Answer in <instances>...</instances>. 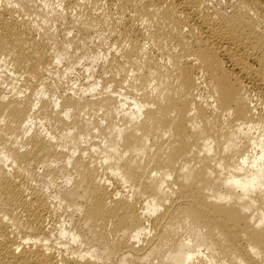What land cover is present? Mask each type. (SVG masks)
<instances>
[{"label":"bare ground","instance_id":"6f19581e","mask_svg":"<svg viewBox=\"0 0 264 264\" xmlns=\"http://www.w3.org/2000/svg\"><path fill=\"white\" fill-rule=\"evenodd\" d=\"M0 264H264V0H0Z\"/></svg>","mask_w":264,"mask_h":264},{"label":"rangeland","instance_id":"374dc122","mask_svg":"<svg viewBox=\"0 0 264 264\" xmlns=\"http://www.w3.org/2000/svg\"><path fill=\"white\" fill-rule=\"evenodd\" d=\"M76 73H77V74H79L77 71H74V74L72 73V75H73V76L71 75V76H72V79H73V81L75 80V82H77V81H78V80H76V79H81V78H82V75H81V74H79V75L77 76V74H76ZM75 75L77 76V78H76V76H75ZM75 78H76V79H75Z\"/></svg>","mask_w":264,"mask_h":264}]
</instances>
